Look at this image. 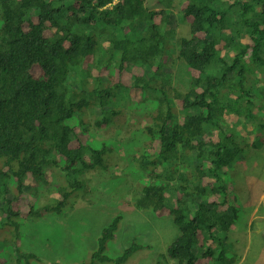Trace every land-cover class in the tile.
<instances>
[{
    "label": "trees",
    "instance_id": "1",
    "mask_svg": "<svg viewBox=\"0 0 264 264\" xmlns=\"http://www.w3.org/2000/svg\"><path fill=\"white\" fill-rule=\"evenodd\" d=\"M110 1L0 0V259L41 262L42 254L22 245L21 216L60 214L87 184L75 179L69 190L60 189L59 200L21 206L23 190L33 186L26 180L32 177L38 196L50 165L74 178L84 150L69 147L76 119L130 81L136 96L150 100L138 114H151L153 121L142 124V149L130 143L128 153L139 158L140 168L126 181L137 179V187L126 189L134 190L137 209L167 210L180 230L158 264H235L238 242L229 232L240 209L231 201L228 173L247 145L239 130L221 127L235 117L250 131L251 145L264 135V102L254 95L264 83V0H187L175 12L148 9L144 0H118L100 11ZM76 20L83 30L73 28ZM170 21L186 22L189 35L177 33ZM101 22L107 35L95 26ZM129 23L135 33L125 30ZM236 25L237 44V31L224 33ZM176 59L187 65L188 90L173 85L167 64ZM212 129L219 133L204 139ZM108 157L92 148L88 167L99 171ZM121 220L117 214L104 226L91 260L82 264H125L140 248L133 242L116 258L106 254Z\"/></svg>",
    "mask_w": 264,
    "mask_h": 264
},
{
    "label": "rangeland",
    "instance_id": "2",
    "mask_svg": "<svg viewBox=\"0 0 264 264\" xmlns=\"http://www.w3.org/2000/svg\"><path fill=\"white\" fill-rule=\"evenodd\" d=\"M184 4L185 0H172L173 12ZM144 5L152 10L161 6L157 0H144ZM233 30L237 31V44L240 42L238 25L226 29L224 33L228 36ZM180 33L185 34L186 31L181 30ZM222 48L227 54V49ZM165 61L172 62L170 55ZM167 67L172 74L173 85L188 90L190 74L186 63L176 59L174 64H167ZM82 70L89 69L84 67ZM131 78L133 79L130 77V80ZM129 82L126 83L128 88L123 90L119 88L109 101L104 112V115L108 116L107 124L103 127L97 125L96 120L103 116V111L98 106H94L87 110L83 121L79 122L76 128L73 145L86 144L87 141L94 143L98 140L96 147L105 145L106 152H109L107 166L99 168V171L92 167L85 171L87 191L80 193L77 200L75 197L70 199L60 214L55 212L48 214L47 217L36 214L34 218H29L21 224V239L25 250L42 254L41 262L36 261V264H49L52 260L58 261V264L89 262L97 247L98 236H101L104 226L117 214L122 215V220L114 238L107 244L106 254L116 258L131 243L136 242L140 245L125 264H158L159 260H163L169 245L180 234L179 227L167 210L162 211L161 215H155L137 209L134 206V190L126 189L130 186L137 187V179L127 185L126 181L132 170L140 168L139 158L134 161L136 155L132 152L128 153L129 148L133 146L130 143L136 142L139 149H142L140 146V140H144L141 134L142 124L152 123L151 115L147 118L138 114H143L149 108L150 100L144 97L143 102L137 101V91L130 89ZM256 91L255 98L264 102V83L258 84ZM176 104L180 106L178 101ZM132 108H137V112ZM114 112L117 114L114 115ZM238 121L235 117L230 124L224 120L221 127L224 132L230 128L239 130L242 136H245L243 146L247 145L245 159L239 158L228 173L232 179L229 189L235 194L231 196V201L238 203L241 208V214L234 218L235 223L233 228L231 226L229 234L232 233L238 242L235 264H264V143H262L264 135L260 134L256 137L251 145L253 137L250 136V131H246L243 124L241 129L237 124ZM211 131L210 136L204 134V139L213 138L219 133L218 129ZM255 146L259 147L255 148ZM84 158L87 163H92L90 151ZM48 170L50 182H57L60 173L55 171V177L53 176V165H50ZM253 178L255 182H247ZM27 181L34 183L31 177ZM256 191L257 195L253 198L251 195L252 193L255 195ZM38 192L36 196L35 191L23 190L21 206L36 202L41 204V201H45L47 197L59 200L54 198L56 195H50L52 190L46 189V186L44 191ZM242 195L245 198L244 202ZM172 201L174 203V200ZM13 261L10 256L6 261L0 259V264L17 263L15 259ZM169 264L176 262L169 261Z\"/></svg>",
    "mask_w": 264,
    "mask_h": 264
},
{
    "label": "clouds",
    "instance_id": "3",
    "mask_svg": "<svg viewBox=\"0 0 264 264\" xmlns=\"http://www.w3.org/2000/svg\"><path fill=\"white\" fill-rule=\"evenodd\" d=\"M158 1V3H159V5H161L160 7H159V9H156V10H162V9H164L166 6L171 10V11H173V9H172V0H157ZM118 2V0H111L110 2H108L107 3V6H106V8L104 9V10H100V11H105V10H110V9H112L113 8V6L116 4ZM187 4H188V1L187 0H185V4L182 6V9L185 7V6H187ZM97 5V2L95 1L94 2V6H96ZM148 8V7H147ZM148 9H150V8H148ZM152 10V9H151ZM79 17H80V15L79 14H77ZM36 19V17H32V21H34ZM136 21V20H135ZM169 23H171L172 24V26L173 27H175V31L177 32V33H179L181 30H185L186 31V33L184 34V35H186V36H188L189 35V25L185 22V23H182L181 21H170ZM122 25H123V23L119 26L120 27V31H122ZM96 27H98L100 30H102L103 31V35H107L108 34V32H109V29L108 28H106V27H104L103 26V22H101L99 25H95ZM73 28L74 29H77V30H83V25H82V23H81V21H75V25L73 26ZM126 29H129V30H131L133 33H135V31L134 30H132V28H131V23H129V24H127L126 26H125V30ZM138 30V29H137ZM136 30V31H137ZM113 95H114V92L110 95V99L108 98L107 99V101L104 103V105H101V107H99V108H101V110L103 111V116L101 117V118H99V119H97L96 120V123H97V125L99 126V127H103V125H105V124H107L108 123V116H105L104 115V112H105V110H106V107H107V105H108V103H109V101L111 100V98L113 97ZM143 99H144V95L143 94H141L140 96H138L137 95V101H139V102H143ZM174 105H175V108H176V113L175 114H177V115H179V112H178V109L180 110V111H182V109H180L178 106H177V104H176V102H174ZM86 112H87V110L84 112V114H83V116L80 118H77L76 119V121H75V123H76V126H75V131H74V134H73V136H72V138H71V141H70V144H69V147L70 148H78V147H81V146H83L84 147V150H83V154H82V159H81V161L78 163V165L80 164V171H77V173H76V176L74 177V178H70V177H68V176H66L67 175V170L65 169V171H63V172H61L62 173V175H61V173H60V178H59V180L57 181V182H53V183H51L50 181H51V179H50V172H49V170L47 169V175L49 176L48 177V179L46 180V182H45V184L46 185H43L42 187H40L39 189H36V191L38 192V191H40V190H42V191H44V188H45V186H46V189H48V190H52V192H51V194L50 195H56V197H54V198H59V197H62L61 196V194H62V190H60L61 188H66V191L67 190H69L70 189V187H71V185H72V183H73V181L76 179L78 182L79 181H81V182H83L84 183V185H86L87 183L85 182V180H84V175H85V171L86 170H88L89 169V167H88V164H89V166H90V164L91 163H87L86 161H85V158H84V156L86 155V153L87 152H91V156H92V148H99V149H103L104 151H106V146L105 145H103V146H100V147H96V143L98 142V140L97 141H95L94 143H92V142H86V144H79V145H73V141H74V137L76 136V128H77V126H78V123L79 122H82L83 121V119H84V117H85V114H86ZM117 114V112H114V115H116ZM149 115H151V114H149ZM151 117H152V121H153V115H151ZM141 134H142V128H141ZM102 141V140H101ZM108 147V146H107ZM240 159H245L244 157H242V156H240ZM253 161V160H252ZM52 174H53V176L55 177V173L54 172H52ZM28 177H31V176H28ZM32 178V177H31ZM28 179V178H27ZM27 181V180H26ZM28 182V181H27ZM247 182H255V179L253 178V179H251V180H248ZM29 183V182H28ZM30 185V184H29ZM30 186H32V185H30ZM34 188V183H33V186L30 188V190H32ZM87 188V187H86ZM230 188V185H228V189ZM58 192H60V193H58ZM7 197H9V199H11L12 198V195H11V192H8L7 194ZM11 197V198H10ZM21 197H22V195H21ZM78 197L79 196H77V197H75V200H77L78 199ZM149 212H151V211H149ZM153 213V212H152ZM156 215V214H155ZM21 218L23 219V222L24 221H27L29 218H25L24 216H21ZM21 231V230H20ZM22 245H23V243H22ZM51 245V244H50ZM52 263H55V264H58V261H54V260H52V261H50V263L49 264H52Z\"/></svg>",
    "mask_w": 264,
    "mask_h": 264
},
{
    "label": "crops",
    "instance_id": "4",
    "mask_svg": "<svg viewBox=\"0 0 264 264\" xmlns=\"http://www.w3.org/2000/svg\"><path fill=\"white\" fill-rule=\"evenodd\" d=\"M257 195V191H256V193H255V195L252 193V197L254 198L255 196ZM242 198H243V202L245 201V198H244V196L242 195ZM243 204V203H242ZM238 207H239V209H240V214H241V208H240V206L238 205Z\"/></svg>",
    "mask_w": 264,
    "mask_h": 264
},
{
    "label": "bare ground",
    "instance_id": "5",
    "mask_svg": "<svg viewBox=\"0 0 264 264\" xmlns=\"http://www.w3.org/2000/svg\"><path fill=\"white\" fill-rule=\"evenodd\" d=\"M126 239H127V238H126ZM126 239H125V240H126ZM215 263H216V262H215Z\"/></svg>",
    "mask_w": 264,
    "mask_h": 264
}]
</instances>
